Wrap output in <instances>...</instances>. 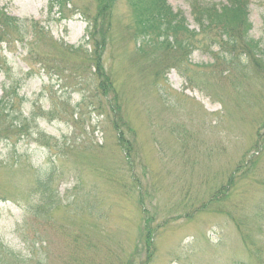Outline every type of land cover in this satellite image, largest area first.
Wrapping results in <instances>:
<instances>
[{
    "label": "rangeland",
    "instance_id": "rangeland-1",
    "mask_svg": "<svg viewBox=\"0 0 264 264\" xmlns=\"http://www.w3.org/2000/svg\"><path fill=\"white\" fill-rule=\"evenodd\" d=\"M96 1L70 0L62 12L56 7L50 13L49 0H0V9L28 21L21 34L12 29L11 39L4 37L1 44L0 98L16 89V106L24 111L47 110L51 95L79 102V94L53 71L45 72L38 59L52 48L70 67L76 64V56L64 54L53 41L82 44L87 26L82 11L94 9ZM168 3L185 15L190 30H200L190 0ZM249 12L250 35L264 50V1L250 0ZM114 17L116 41L103 60L136 133L133 171L109 118L102 120L104 131L101 126L93 131L101 118L87 111L75 128L85 140L73 147L65 142L71 138L69 117L41 120L45 134L61 144L55 150L60 169L55 186L64 204L74 201L80 209L74 203L57 209L55 226L37 221L23 209L35 199L28 174L12 177L0 166V248L28 252L25 235L43 238L36 257L44 253L45 264H235L239 256L247 264H264V143L255 148L256 141H264V66L243 54L244 68L222 75L211 67L214 57L202 53L201 31L189 61L138 56L128 31L129 0L117 1ZM31 21L45 25L49 38H41L39 29L36 34ZM11 142L0 143L6 164L26 167L49 160L47 147L38 142ZM11 186L16 194L3 198ZM77 210L84 214L77 218ZM145 221L155 233L151 261L143 241ZM250 239L259 258L248 256Z\"/></svg>",
    "mask_w": 264,
    "mask_h": 264
},
{
    "label": "trees",
    "instance_id": "trees-1",
    "mask_svg": "<svg viewBox=\"0 0 264 264\" xmlns=\"http://www.w3.org/2000/svg\"><path fill=\"white\" fill-rule=\"evenodd\" d=\"M69 1L50 0V11L59 7L62 12ZM117 1L97 0L94 9L85 8L82 11V17L87 22V28L84 42L79 46H69L66 43L59 44L53 41V46H59L64 54L76 56L74 58L76 64L72 67L69 66V60H66L68 59L66 56L57 54L52 48L45 51L42 58L38 59L45 72L53 71L54 75L57 74L66 84L65 86L71 87L73 93L79 94L80 99L77 104L73 105L70 98L61 102L58 100L59 98L51 95V105L47 110L31 108L24 111L16 106L15 97L18 96L16 89L11 88V91L14 90V95L10 91L9 94L7 92L6 96L0 98V143L3 141L12 144V139L15 141L13 142L14 145L23 141H35L47 147L49 151L48 161L34 165L29 164L26 167L11 163L6 164V161L0 157V161L3 163L0 166L4 170L8 169L5 172L9 176L18 177L20 173L25 172L28 174V182L32 187L31 193L35 199L23 209L27 215H31L39 222L43 221V223L55 226L54 215L57 209L70 206L72 203L76 204L74 201H68L64 204L55 186L56 177L60 170L56 164L58 158L55 156V150L61 144L58 139L54 138L56 141L53 142L54 139L45 134L40 127L41 120L69 117L71 138L68 139L69 137H67L65 142L68 146L73 147L85 140L75 133V128L81 124L80 122L87 111L101 118L99 123L96 121V127L93 131H96L99 126L104 131L102 120L105 123L109 118L117 136V144L125 153V161L130 167L129 170L133 171L136 157L133 154L135 144L132 140L136 133L124 116L121 94L114 78L107 72L103 60L108 46L116 41L115 35L117 34L112 30L115 18L114 8ZM129 4L132 10V25L128 26V31L138 46L135 52L138 56H153L154 58L161 55L164 57L172 56L175 62L189 59L196 50V44L199 43L196 39L198 33L196 30L189 29L182 12L173 11L166 0H129ZM190 6L193 18L200 26L205 38L201 41L202 48L211 55H216L215 62L211 67L221 70L222 75L231 69L240 70V67L243 69L244 65L239 60L240 55L243 54L249 56L256 66L261 64L264 66V50L259 41L250 35L252 24L248 13L249 0H229L228 5L220 7L199 0H190ZM26 21L11 16L0 9V50L4 37L11 39L12 29L21 34L20 27L22 24H26ZM31 22V27L34 25L36 34L39 29L41 38H49L45 25H40L41 23L38 21ZM87 46L89 47L87 48ZM216 46L220 48L218 54L213 52V48ZM0 58H2L1 54ZM1 66L0 64V71L2 70ZM65 73H68V76H64ZM8 89L10 90V85L7 87ZM89 124H84L81 130L85 132ZM261 127H264V124ZM261 142L264 143L263 140L256 141V149L260 148ZM238 170L236 169V171ZM133 177L135 176L133 175ZM73 179L75 180L74 177ZM135 181L139 183L140 180L136 177ZM11 194H16L15 187L11 186L2 196L3 198L10 197ZM95 207L96 205H92L90 211H95ZM76 208L80 209V206L76 204ZM74 214L78 218L84 213L77 210ZM144 228L146 234L143 241L147 246L146 261H151L155 254V233L149 225V221H145ZM22 242L29 249L24 254L1 245L0 264H45L47 262V256L44 253H39L36 257L37 251L42 250L45 244L42 237L37 240L24 235ZM245 245L248 256L259 258V248L252 247L251 239L246 240ZM243 260L244 258L239 256L235 264H247ZM128 262L131 263V261Z\"/></svg>",
    "mask_w": 264,
    "mask_h": 264
}]
</instances>
